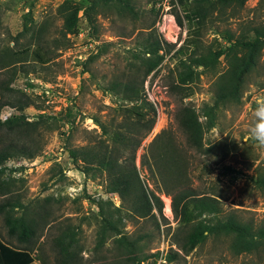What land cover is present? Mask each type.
<instances>
[{
	"label": "rangeland",
	"instance_id": "374dc122",
	"mask_svg": "<svg viewBox=\"0 0 264 264\" xmlns=\"http://www.w3.org/2000/svg\"><path fill=\"white\" fill-rule=\"evenodd\" d=\"M60 1L0 0V55L4 57V50L10 49L11 57V50L28 47L27 52L21 53L20 60L11 66L16 73L9 83L33 99L22 110L25 118L37 119L39 112L36 109L40 106V102L23 89L27 75L38 76L48 83L57 82L56 88L72 103L64 107L69 108L68 121L71 124L66 123L67 118L61 114L63 118L56 119L53 124L36 122L28 131L24 128L7 131L5 127H0V145L11 139L19 146L25 144L28 149L36 150L32 157L18 154L4 161L6 169L3 176L14 179L8 184L9 189L0 188V201L5 197H17L24 203H44L49 214L45 223H39L36 235L37 241H43L44 251L49 257L53 252L50 237L59 226L69 223L77 231L81 247L80 264H264V252L235 254L223 235L208 236L183 255L171 239L178 220L170 207V191H165L149 153L155 135L166 130L177 147H184L188 161L185 175L189 187L195 192L218 198L222 212L233 210L242 219L252 217L258 220L264 217V194L252 183L255 167H264V146L251 139L249 133L253 122L249 109L255 107L253 101L256 97L264 95V50L258 55L254 68L244 77L240 100L226 102L215 109L214 124L203 132L202 146L207 149L199 150L186 145L175 114L183 104L191 105L199 112L203 103L212 101L213 80L226 68L224 54L219 56L211 70L204 71L191 83L188 95L181 96L179 90L170 86L175 81L172 68L175 60L171 55L189 32L190 26L184 19L182 25L176 23L171 0H158L154 4H151V0H134L137 9L135 18L130 20L113 14H97L94 32L80 16L77 32L67 35L68 45L54 48L49 41L45 52L51 58L41 64L32 51L37 43L35 35L28 38L25 33L15 40L13 35L21 29L23 21L33 29L42 24L46 37L53 35L60 24L55 10ZM151 19H154L159 36L174 45L143 81L144 95L155 107V119L134 150L139 177L145 189L159 197L161 209L160 212L153 209V215L136 216L126 211V203L116 193L103 190V175L96 173L92 178L86 176L71 160L67 149L84 143L88 134H97L99 126L94 116L107 121L114 115L112 106L118 99L103 89L104 83L113 74H118L123 65L122 56L126 48L133 44L136 27ZM259 22L264 23V0H245L235 17L209 16L201 28L200 38L214 48L221 47L223 41L219 38L225 30L231 31L233 38L240 33L250 37V23ZM99 41L108 42L105 50L94 59L85 61ZM4 68L0 67V99L14 101V92L2 86L7 78ZM64 109L61 113H64ZM19 112L14 105H2L0 119ZM199 118L204 121L203 115H199ZM141 159L144 161L142 164ZM69 185L76 187L75 190H70ZM98 198L110 199L111 202L105 203L104 208L112 212L121 233L135 241L133 251L141 247L136 254L147 256L138 261L126 259L125 251L122 247L117 248L112 235L96 244L100 215L94 201ZM15 210L19 212L20 208L16 207ZM0 238L10 243L14 241L6 233L1 212ZM169 247L178 252L175 260L163 259ZM154 252L157 254H150Z\"/></svg>",
	"mask_w": 264,
	"mask_h": 264
},
{
	"label": "trees",
	"instance_id": "16d2710c",
	"mask_svg": "<svg viewBox=\"0 0 264 264\" xmlns=\"http://www.w3.org/2000/svg\"><path fill=\"white\" fill-rule=\"evenodd\" d=\"M157 1L151 0V4ZM244 2L245 0H171L176 23L182 25L184 19L190 26L182 42L172 51L171 56L175 60L172 67L175 81L171 82V88L179 90L181 96L188 95L191 83L198 79L201 73L211 70L220 55L224 54L226 59V68L213 80L212 101L203 103L199 112L187 104L181 105L176 111L175 117L188 147L207 149L202 146V137L203 132L215 122V109L226 102L240 100L244 77L254 68L258 55L264 50V23L261 22L250 23V37L240 33L233 38L231 31L225 30L224 35L219 38L223 41L221 47L214 48L201 41V28L209 16L235 17ZM55 10L60 24L53 35L46 37L42 24L33 29L26 21L22 22L21 29L13 35L14 40L25 33L28 38L35 35L37 43L32 51L41 64L51 58L45 52L49 41L54 48L68 45L67 35L77 32L80 16L94 32L97 14H113L119 18L128 17L130 20L137 15L134 0H61ZM133 38V44L126 48L122 56L123 65L118 74H113L103 86L104 90L118 99L112 106L114 115L107 121L94 116L99 126L97 134H88L84 143L68 147L67 152L86 176L92 178L96 173L103 175V190L116 193L121 201L126 203L127 212L136 216H148L153 215V209L160 212L161 200L151 190L145 189L134 163V150L155 119V107L144 95L143 81L174 44L159 36L155 30L154 19L137 26ZM107 44L106 41L96 43L94 51L87 55L85 61L97 57L105 50ZM27 50L28 47L11 50V57L10 49L4 50V57L7 58L5 60L0 55V67H5L3 72L7 76L2 86L13 91L15 96L14 101L0 99V107L5 104L14 105L20 111L0 119V127H5L7 131L14 128L16 131H20L19 128L28 131L36 122L47 121L48 124H53L56 119L63 118L61 114L67 118L65 122L71 124L68 121L69 108L64 109V113L60 110L57 115L39 113L35 120L25 118L22 110L31 104L33 99L22 89L13 88L9 83L16 73L15 68L11 66L15 61H19L21 53ZM199 115L204 116V121H201ZM25 133L30 138L28 132ZM35 151L28 149L25 144L17 145L11 139L0 145V188L9 189L8 184L14 179L3 176L6 169L4 161L18 154L32 157ZM149 153L165 191H170V207L178 220L171 239L183 255L208 236L216 235L227 238L228 246L235 254L264 252V217L258 220L252 217L242 219L233 210L222 212L218 198L212 194L195 192L189 187L185 175L188 161L184 147H177L172 135L166 130L158 132L151 141ZM142 162L144 163L141 159L140 164ZM252 183L264 194V167H255ZM94 202L100 215L96 244L102 243L104 238L112 235L117 248L122 247L125 251L126 259L138 261L147 256L136 254L141 247L133 251L135 241L127 239L121 233L112 218V212L104 208L103 205L110 203V199L98 198ZM34 205L24 203L17 197H5L0 201L6 233L14 238L12 243L0 239V263L27 264L35 258L40 264H80L81 247L78 244L77 231L69 223L59 226L56 233L50 237V248L53 251L51 257L44 251L43 241H37L36 233L39 223H45L49 210L43 202L37 203L35 207ZM16 207L20 208L19 212L15 210ZM177 255V250L169 247L163 254V259L172 261Z\"/></svg>",
	"mask_w": 264,
	"mask_h": 264
},
{
	"label": "built area",
	"instance_id": "2783aa9c",
	"mask_svg": "<svg viewBox=\"0 0 264 264\" xmlns=\"http://www.w3.org/2000/svg\"><path fill=\"white\" fill-rule=\"evenodd\" d=\"M85 57L86 55L83 56V58ZM56 84L58 83L55 81L48 83V81L42 80L38 76L27 75L23 89L40 102V106L36 109L37 112L56 114L70 102L67 97L59 92ZM68 188L74 191L76 187L69 185Z\"/></svg>",
	"mask_w": 264,
	"mask_h": 264
},
{
	"label": "clouds",
	"instance_id": "9594fccd",
	"mask_svg": "<svg viewBox=\"0 0 264 264\" xmlns=\"http://www.w3.org/2000/svg\"><path fill=\"white\" fill-rule=\"evenodd\" d=\"M253 103L255 107L249 109L253 116L252 126L249 129L250 138L260 146H264V95L256 97Z\"/></svg>",
	"mask_w": 264,
	"mask_h": 264
},
{
	"label": "crops",
	"instance_id": "0c3cea01",
	"mask_svg": "<svg viewBox=\"0 0 264 264\" xmlns=\"http://www.w3.org/2000/svg\"><path fill=\"white\" fill-rule=\"evenodd\" d=\"M1 240H3L2 238H0ZM4 241V240H3ZM8 242V241H7ZM38 261L35 259V258H33L30 262H28L27 264H38L37 263ZM1 264V263H0ZM40 264V263H39Z\"/></svg>",
	"mask_w": 264,
	"mask_h": 264
}]
</instances>
